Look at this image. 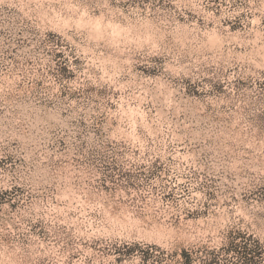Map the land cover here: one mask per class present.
Wrapping results in <instances>:
<instances>
[{"label":"rangeland","instance_id":"obj_1","mask_svg":"<svg viewBox=\"0 0 264 264\" xmlns=\"http://www.w3.org/2000/svg\"><path fill=\"white\" fill-rule=\"evenodd\" d=\"M0 264H264V0H0Z\"/></svg>","mask_w":264,"mask_h":264}]
</instances>
